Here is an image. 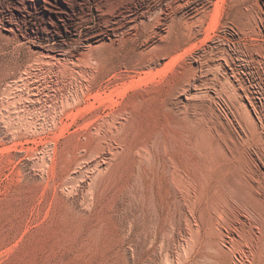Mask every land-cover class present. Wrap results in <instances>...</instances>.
Masks as SVG:
<instances>
[{"label": "rangeland", "instance_id": "rangeland-1", "mask_svg": "<svg viewBox=\"0 0 264 264\" xmlns=\"http://www.w3.org/2000/svg\"><path fill=\"white\" fill-rule=\"evenodd\" d=\"M96 1L97 0H0V264H169V262L170 264H172V261L173 264H213L214 262L215 264H217L218 262V264H244V259L242 257L237 256L239 258L237 260V257L232 249H229L226 246L222 245L224 244V240L218 234H215L213 236L216 240V245H214L215 243H213L211 246H206V244H204L206 246L205 247L203 244L197 246L190 244L192 245L191 248L193 250L190 248V245H186V247L188 248H185L184 250L181 244H183L185 241L183 240L184 236L182 234L184 231L183 228L185 226V222L184 219H182L184 218V215L182 212L180 213V211H177L178 213L176 212L175 219H167V217H163L162 222H160L156 218V216H153L154 213H152L153 215L149 214L150 219L152 217L153 218L150 220V224H148L147 217L144 216V214H142V210H140L142 208V204L141 202H139L140 200H138V192L142 190V187L134 182V179L131 178L130 174V157L127 154L129 153L127 152L128 142L127 140L123 139V137H121L124 135L120 134L119 136V134L115 132V127H112L114 125H111L112 123L110 120L115 117V114L116 116H118L117 114H119L121 111L130 109L132 103L134 101H137L138 98L144 101L147 98H151L150 100L152 101H160L164 98L167 99L166 97L169 98V93L173 94L180 90L175 89L177 87L176 83H178L179 81H183L182 79L184 77V80L190 79L189 83L187 82L189 86L190 84H193L190 87L194 88V86H199L200 89L204 90V94L202 93V96H198V101L199 103L201 101V104H204V109L207 108L205 110L207 111V115L209 114V123H214L216 125L218 124L217 126L220 125V127L223 124L225 128L228 127L227 129H231L230 131L233 135V138L236 137L235 142L237 141V144H240L241 147L243 145V147L247 149H249L248 147H250V150L251 148H253L254 150V144L245 143L246 138L243 137L244 134L241 135L242 133L239 129L245 126L243 130L247 129L245 132H249L251 131L250 126L252 124H250V122H247V116H250L249 109H247L249 105L244 106L246 104L243 101V98L244 100H253L257 103V105H254L253 107V111H257L258 113H255L256 116H261V110L264 112V0H225L224 4H222L221 6V10L219 11V13H217L216 10V2H218L216 0L168 1L169 3H171V7L169 5V7L164 12L167 17L164 14L161 15V24H155V19L153 18V25L149 31H153L155 33L150 32L151 38L145 41L148 33L144 31L143 33L141 32L143 36L139 33L137 34V32H140L142 30V24L138 22V18H136L138 27L136 29L129 30V32L132 31L131 33H134V35L131 37L133 41L130 39L127 44L122 45L124 47L121 46V42H118L119 40L117 38L121 39L119 36L122 37V33L120 32L125 29V31H123L124 37L127 29L129 28L128 25L130 26V24L127 22L126 24L123 23L124 25H116V23H110L107 26H103V24L100 23L98 12L96 11ZM179 2L182 3L179 4ZM175 4H178L179 6L177 5L176 8ZM206 4L208 7L206 6ZM143 6L144 3L139 4V2H137L136 6H132V9L137 8L141 10ZM197 12L199 13L197 14ZM182 14L186 19L182 17ZM200 14H203L204 16H201L206 19L204 20L200 16ZM132 16H134L133 12L127 13L126 15V17L128 18ZM162 16H165L166 18H163ZM199 17L202 18V22H200L201 19ZM171 18L174 19L172 20ZM185 20L189 23V26L185 24ZM192 20L193 22H198L196 23L197 25L195 24V22L193 23ZM166 22H168L169 25ZM190 22L191 24H194V26L191 25ZM199 22L201 23V26H199ZM162 23L164 25H162ZM208 24L210 27L208 26ZM125 25L127 26L125 27ZM167 25L168 27H165ZM177 28L180 30H178ZM183 30L187 32L184 33ZM94 32H97L96 35ZM181 32L184 34H182ZM159 33H162L163 35L169 33L171 34L172 37L165 41H169L166 44H168L169 47H172L174 49V52L172 51L170 55H167V58H162L159 61V64L154 68V71H157V73L153 71L155 74L153 76H155V79L157 80H154V78L152 77V79L148 83H145V85L142 84L140 85L141 87L133 88L129 90L124 96L120 97L117 94H119V91L122 90L121 87L130 82L132 78L137 79L139 77L138 74L135 75V73L132 72L127 73L130 77H123V75H125L126 73L123 72L124 67L122 66V64L132 62L135 59L134 54L136 52H139L140 50H148L150 48L149 46L152 45L155 41L161 42L159 41ZM187 33H189L190 35H188ZM109 37L111 39H109ZM99 39H103V41H99ZM185 39H187V41H185ZM170 40L172 41V43H170ZM130 41L132 45L130 44ZM101 42H105V44H99ZM142 42H144L145 44H143ZM177 42H181L180 45L173 47L174 44H177ZM110 44H113L114 46H110ZM183 44H185V46ZM90 45L93 47V50H91L92 47L90 48ZM100 45L102 47H100ZM103 46L106 49H104ZM109 47L110 49H108ZM112 47H114V51H112ZM142 47L143 49H141ZM187 48L189 53H186ZM189 48L193 52H190ZM109 50L111 51L110 54ZM128 51L130 53H127ZM52 52L59 55H64L65 57L68 56L67 58L73 59L75 61V64H82L81 62H85L88 59L89 61L85 62L86 65L88 63L91 68L93 67L96 70V67L102 70H106L107 68H110L109 66H111V64H113L114 62L113 65L119 64L117 72L121 75L124 73L122 77H118L117 80L114 81L116 83H111V81H109L111 80L113 74L109 71L106 75L102 74L101 72H99L100 74H96L98 75L96 76L98 87L96 85L92 92L94 94L95 92H100L98 94L100 97H103L105 95L104 100H102V97L99 98V96L97 97V100L94 99V97L92 98V96L90 97L91 99L85 98V101H83L78 106L80 108L85 107V110H80L72 125L66 128V131L65 129L62 130V132L59 128H52V126L50 125L51 117H49L46 113V109L49 106V103L47 101L48 99L45 97V92L48 86H51L53 83V89L56 94L59 93L60 95L62 93L64 95L67 91V86L70 85L69 87H72L69 88V92L74 89L73 87L78 86L80 76L66 74L65 72L61 71L62 68L57 63H53L54 67H52L53 65L50 63V61L48 62V60L45 59V55ZM106 52L108 54H106ZM183 52L188 55H184ZM113 53L115 54V56ZM173 54H175V56H173ZM179 54H181V56L183 55L184 57L179 56ZM76 56H78L79 58H77ZM81 56L85 59L81 58ZM251 56H253L254 58ZM101 57H103V59ZM105 57L108 59L110 58L109 60H105L106 63L104 61V59H106ZM80 58L82 59V61H80ZM112 58H114L113 62H111ZM128 58L131 59L129 60ZM116 59H119L123 63L119 60L117 61ZM172 59H176V61L178 62L174 63L176 66L173 65V67L169 68L168 71L163 70V65L166 64L165 62H170ZM203 59L204 61H202ZM226 60L229 61L227 62ZM46 62L48 64L50 63V66L52 65L51 68L48 64H46ZM84 62L83 64L85 65ZM96 62L98 65H96ZM200 63L202 64L203 68L200 67ZM104 64H106L107 67ZM56 65L58 66L56 67ZM197 67L199 70L197 69ZM188 68L192 69L189 70ZM158 69L162 71L159 72ZM186 69L191 73L188 74L189 78L186 74L188 73ZM210 69H212V71ZM56 70H58V72ZM201 70L203 71V73H200L202 72ZM48 71L51 75L54 76V79L52 78V76H50ZM59 71H61L60 75ZM193 71L196 72V75ZM158 73L160 74L158 75ZM201 74L204 75L202 76ZM102 75L105 78L102 77ZM140 75L144 76V74ZM61 76L62 79L65 80L64 82L62 81ZM198 76L199 78H197ZM74 78L76 79L74 80ZM44 80L49 81L46 82ZM56 81L59 82L57 83ZM203 81H205V83ZM32 82L34 84H32ZM54 82L56 83V85ZM121 82L122 84H125L122 86ZM202 82L204 84H202ZM37 83L41 85L39 86ZM47 83L49 85H46ZM175 85L176 87L174 88ZM206 85L207 88L205 87ZM58 86L61 90L58 88ZM200 86H203L204 88ZM113 88L114 90H112ZM115 88L117 89V94ZM173 88L175 90H173ZM63 89L66 91H63ZM226 89L227 91H225ZM178 92L179 93L177 94V96L180 94V97L178 96L177 98H182V95L183 98L185 97L183 91L180 90ZM41 93L43 94V96ZM108 93L113 94L108 95ZM62 94L60 96H62ZM235 95L237 97H235ZM107 96H110V98H112L113 96V99L115 98L117 101H119L118 104L120 105L118 106L116 104H113V106L112 103L108 101L110 99H106ZM240 96L242 97V100ZM143 97L145 99H142ZM200 97L203 98L201 99ZM98 98L102 102H100V105L102 104L101 106L97 102ZM38 99L39 103L37 102ZM148 99L146 101H149ZM94 100L95 102L89 103L90 101ZM107 102L110 103L111 107ZM88 103L92 104V106L93 104H95V106L91 107ZM86 104L88 105V108H86ZM212 106L217 113L219 111V117L218 115H216V113H214ZM78 107L74 106L73 111L75 112ZM95 107L96 109H94ZM195 108L198 111L200 109L199 107ZM195 108L192 109L195 110ZM86 109L90 111L87 110L88 112H86ZM211 109L213 110V112ZM232 110L233 112H231ZM110 111H112L113 114ZM21 113H23L24 116ZM83 114L84 116H81ZM150 116L151 115L149 114V116L147 115L146 118H150ZM103 119L105 121L102 123ZM151 120H153V117L151 118ZM70 121L71 119H69L68 122ZM86 121L90 123L87 124ZM238 121L240 122V126L241 122L243 121L241 127L239 126ZM100 124H104L105 128L104 125H102L103 127H101ZM40 127L42 129H39ZM110 129H114V134L112 133L113 131H109ZM92 132L96 134H91ZM107 133L111 134L107 135ZM239 133L241 138H243L242 140L240 136L237 137ZM105 134L107 137L104 136ZM56 136L59 137L56 138ZM244 139L245 142L243 141ZM125 141L127 144L125 143ZM247 144L250 145L247 146ZM84 147L86 148V150ZM122 150L125 152H123ZM43 155L45 156V158ZM80 159L83 160L81 161ZM137 185L139 187H137ZM133 186L134 188H132ZM136 197L138 201L136 200ZM230 200L232 202L235 201L234 204H237L238 207H240L241 204L235 198V195L230 194ZM165 219H167V221ZM145 220L146 224L144 223ZM157 220L159 222H157ZM179 220L182 221L180 222L183 225L179 222ZM154 221L156 222L153 223ZM129 222H131V224ZM167 222L170 223L168 224ZM172 225L174 228H172ZM164 228H169L167 230H169L170 234H166L167 231ZM161 233L165 234L164 237ZM217 238H219V240ZM165 246H167L168 248ZM218 247L220 248L218 249ZM213 250L216 252L214 253ZM184 251H186V253ZM221 253L222 255H220ZM232 257H234V259H232ZM201 259H203V261Z\"/></svg>", "mask_w": 264, "mask_h": 264}, {"label": "bare ground", "instance_id": "bare-ground-1", "mask_svg": "<svg viewBox=\"0 0 264 264\" xmlns=\"http://www.w3.org/2000/svg\"><path fill=\"white\" fill-rule=\"evenodd\" d=\"M171 0H97L96 4V11L98 12V17L100 19V23L103 24V26H107L110 23H116V25H124L129 23L128 29L126 31V34L123 37V31L122 37L119 36L121 39L117 38L121 42V46L125 45L129 42L131 37L134 35V33L129 32L130 29H136L138 27V22L142 24V30L140 32H137V34H141L143 36V31L147 32L148 35L146 36L147 41L149 38H151V34L149 31L150 28L153 25V18L155 19L154 23L161 24V15L164 14L165 10L169 7H171V3L169 2ZM174 1V0H173ZM176 1V0H175ZM187 1V0H186ZM185 1V2H186ZM203 1V0H202ZM208 1V0H207ZM218 1V2H216ZM216 10L217 13L221 10L222 4H224L225 0H216ZM137 2L139 4H143L144 6L141 10L139 9H132V6H136ZM183 2V3H185ZM191 2V1H188ZM205 2V1H204ZM211 2V1H210ZM213 2V3H214ZM182 3V2H181ZM179 2V4H181ZM232 3V2H231ZM204 4V3H202ZM176 5V4H175ZM178 5V4H177ZM177 5L175 6L177 8ZM184 5V4H183ZM209 5V4H208ZM214 5V4H213ZM231 5V4H230ZM179 6V5H178ZM207 6V4H206ZM181 7V6H180ZM201 7V6H200ZM208 7V6H207ZM134 8V7H133ZM174 8V7H173ZM230 8V7H229ZM243 8V6H242ZM207 9V8H206ZM225 9V8H224ZM139 10V11H138ZM173 10V9H172ZM175 10V9H174ZM204 10V9H203ZM208 10V9H207ZM229 10V9H228ZM180 11V10H179ZM185 11V10H184ZM201 11V10H200ZM199 11V12H200ZM210 11V10H209ZM225 11V10H224ZM133 12L134 16L128 18L126 17L127 13ZM197 12V14L199 13ZM205 12V11H204ZM203 12V13H204ZM209 13V12H208ZM243 13V12H242ZM91 14V13H90ZM170 14V13H169ZM172 14V11H171ZM175 14V13H174ZM244 14V13H243ZM129 15V14H128ZM166 15V14H164ZM187 15V14H186ZM203 14H200V16ZM216 15V14H215ZM218 15V14H217ZM170 16V15H169ZM177 16V15H176ZM180 16V15H179ZM204 16V15H203ZM207 16V15H205ZM97 17V18H98ZM163 17V16H162ZM165 17V16H164ZM163 17V18H164ZM167 17V15H166ZM165 17V18H166ZM174 17V16H173ZM181 17V16H180ZM179 17V18H180ZM183 17V14H182ZM202 17V16H201ZM96 18V19H97ZM136 18H138V22L136 21ZM175 18V17H174ZM173 18V19H174ZM184 18V17H183ZM197 18V17H196ZM195 18V19H196ZM200 18V17H199ZM198 18V19H199ZM204 19V17H202ZM202 18H200V22H202ZM147 19V20H146ZM169 19V18H168ZM172 19V18H171ZM172 19V20H173ZM178 19V18H177ZM182 19V18H181ZM186 19V18H184ZM188 19V18H187ZM191 19V18H190ZM197 19V21H198ZM206 19V18H205ZM204 19V20H205ZM239 19V18H238ZM167 20V19H166ZM165 20V21H166ZM183 20V19H182ZM168 21V20H167ZM184 21V20H183ZM186 21V20H185ZM173 22V21H172ZM179 22V21H178ZM193 22V20H192ZM195 24L198 23L194 21ZM193 22V23H194ZM199 22V23H200ZM204 22V21H203ZM79 23V22H78ZM164 23V22H163ZM162 23V25H164ZM168 25L169 23L166 22ZM177 23V22H174ZM180 23V22H179ZM184 23V22H183ZM154 24V25H155ZM186 25L189 26V23L186 21ZM191 24V22H190ZM99 25V24H98ZM165 26V27H168ZM172 25V24H171ZM180 25V24H179ZM194 26V24H191ZM197 25V24H196ZM229 25V24H228ZM102 26V25H101ZM127 25H125L126 27ZM173 26V25H172ZM175 26V24H174ZM201 26V23L200 25ZM205 26V25H204ZM209 26V24H208ZM111 27V26H110ZM117 27V26H116ZM121 27V26H120ZM124 27V26H123ZM155 27V26H153ZM159 27V26H158ZM164 27V28H165ZM171 27V26H170ZM184 27V26H183ZM192 27V26H191ZM210 27V26H209ZM90 28V27H89ZM87 28V29H89ZM101 28V27H100ZM112 28V27H111ZM190 28V27H189ZM76 29V28H75ZM98 29V28H96ZM159 29V28H158ZM167 29V28H166ZM165 29V30H166ZM178 29V28H177ZM176 29V30H177ZM182 29V28H181ZM193 29V28H192ZM197 29V28H196ZM201 29V28H200ZM207 29V28H206ZM205 29V30H206ZM78 30V29H77ZM100 30V29H99ZM109 30V29H108ZM114 30V28H113ZM139 30V29H137ZM152 30V29H151ZM170 30V29H168ZM175 30V29H174ZM180 30V29H178ZM208 30V29H207ZM96 31V30H94ZM156 31V29H155ZM184 31V30H183ZM115 32V31H114ZM134 32V31H133ZM142 32V33H141ZM163 32V31H162ZM167 32V31H166ZM176 32V31H175ZM180 32V31H178ZM187 32V31H186ZM184 31V33H186ZM191 32V29H190ZM189 32V33H190ZM195 32V31H194ZM87 33V32H86ZM95 33V32H94ZM93 33V34H94ZM97 33V32H96ZM95 33V35H96ZM100 33V32H99ZM98 33V35H99ZM116 33V32H115ZM119 33V32H118ZM155 33V32H151ZM182 33V32H181ZM182 33V34H184ZM187 33L188 35H190ZM202 33V32H201ZM210 33V32H209ZM175 34V33H174ZM177 34V33H176ZM180 34V33H179ZM192 34V33H191ZM196 34V33H194ZM94 35V36H95ZM111 35V34H110ZM154 35V34H153ZM152 35V36H153ZM160 38L159 41H155L152 45H147L150 48L146 51L140 50L139 52H136L135 59L132 62L129 63H123L122 66L124 67L123 72L124 73H135L139 75L137 79L132 78L130 82L123 83L121 82L122 90L119 91L120 97L124 96L129 90L137 87H141L140 85L145 83H148L152 77L155 79V73L157 71H154L156 65L159 64V61L166 57L167 55H170V53L174 49L172 47H169L168 42H166L168 39H170L171 34H165L159 33ZM158 35V36H159ZM90 36V35H89ZM157 36V37H158ZM176 36V35H175ZM178 36V35H177ZM207 36V35H206ZM209 36V35H208ZM212 36V35H211ZM88 37V36H87ZM108 37V36H107ZM117 37V36H116ZM139 37V35H138ZM188 37V36H186ZM198 37V36H197ZM205 37V36H204ZM91 38V37H90ZM95 38V37H94ZM145 38V36H144ZM154 38V37H153ZM175 38V37H174ZM193 38V37H192ZM108 39V38H107ZM109 39H111L109 37ZM136 39V35H135ZM156 39V38H155ZM164 39V40H163ZM203 39V38H202ZM216 39V38H215ZM113 40V38H112ZM116 40V39H115ZM132 40V39H131ZM140 40V39H139ZM138 40V42H139ZM143 40V39H142ZM166 40V41H165ZM191 40V39H190ZM189 40V41H190ZM89 41V40H88ZM99 41H103V39H99ZM133 41V40H132ZM176 41V40H175ZM178 41V40H177ZM183 41V40H182ZM187 41V39H185ZM200 41V40H199ZM203 41V40H202ZM217 41V40H216ZM95 42V41H94ZM97 42V41H96ZM113 42V41H112ZM205 42V41H204ZM105 44V42H101L99 44ZM145 44L144 42H142ZM170 43L172 41L170 40ZM169 43V44H170ZM181 42H177V44H174L173 47L179 46ZM184 43V42H183ZM202 43V42H201ZM109 44V43H108ZM131 44V41H130ZM128 44V45H130ZM190 44V43H189ZM198 44V43H197ZM203 44V43H202ZM206 44V43H205ZM85 45V44H84ZM98 45V44H97ZM132 45V44H131ZM173 45V44H171ZM185 46V44H183ZM87 46V45H86ZM106 46V45H105ZM110 46H114L113 44H110ZM120 46V44H119ZM146 46V45H145ZM199 46V45H197ZM196 46V49H197ZM210 46V45H209ZM64 47V46H63ZM92 46L90 45V48ZM98 47V46H97ZM100 47H102L100 45ZM108 47V46H107ZM124 47V46H122ZM141 47V45H140ZM201 47V46H200ZM89 48V47H88ZM104 49H106L103 46ZM114 47H112V51ZM116 48V47H115ZM118 48V47H117ZM137 48V47H136ZM146 48V47H145ZM172 48V49H171ZM181 48V47H180ZM179 48V49H180ZM191 48V47H190ZM189 48L190 52L192 51ZM199 48V47H198ZM203 48V47H202ZM230 48V47H229ZM98 49V48H97ZM110 49V47L108 48ZM135 49V48H134ZM143 49V47L141 48ZM183 49V48H182ZM193 49V48H192ZM226 49V48H225ZM238 49V48H237ZM254 49V48H253ZM60 50V49H59ZM93 50V47L92 49ZM89 50V51H91ZM99 50V49H98ZM125 50V49H124ZM133 50V48H132ZM136 50V49H135ZM134 50V51H135ZM177 50V49H176ZM186 50V49H184ZM204 50V49H203ZM202 50V51H203ZM227 50V49H226ZM87 51V50H86ZM106 51V50H104ZM108 51V50H107ZM121 51V50H120ZM238 51V50H237ZM255 51V50H254ZM253 51V52H254ZM257 51V50H256ZM260 51V50H258ZM37 52V51H36ZM41 52V51H40ZM83 52V51H82ZM109 50V54H110ZM117 52V51H116ZM126 52V51H125ZM132 52V51H131ZM193 52V51H192ZM209 52V51H208ZM216 52V51H214ZM252 52V51H251ZM42 53V52H41ZM39 53V54H41ZM81 53V52H80ZM79 53V54H80ZM122 53V52H121ZM127 53H130L129 51ZM181 53V52H180ZM184 53V52H183ZM188 48H187V52ZM184 53V55L186 54ZM232 53V52H231ZM38 54V53H37ZM67 54V53H66ZM73 54V53H72ZM99 54V53H98ZM106 54H108L106 52ZM112 54V53H111ZM114 54V53H113ZM125 54V53H124ZM176 54V53H175ZM173 54V56H175ZM191 54V53H190ZM201 54V53H200ZM259 54V53H258ZM263 54V53H262ZM43 55V54H42ZM68 55V54H67ZM70 55V54H69ZM82 55V54H81ZM94 55V54H93ZM127 55V54H126ZM133 55V56H134ZM177 55V54H176ZM188 55V54H186ZM217 55V54H216ZM242 55V54H241ZM71 56V55H70ZM87 56V55H86ZM107 56V55H106ZM111 56V55H109ZM115 56V54H114ZM117 56V55H116ZM181 56V54H179ZM183 56V55H182ZM181 56V57H182ZM190 56V55H189ZM203 56V53H202ZM222 56V54H221ZM228 56V55H227ZM45 59L50 61L52 67H54V64L57 63L62 68L61 71L65 72L66 74H73V75H79L80 81L77 87H73L74 89L70 92L68 91L69 87L67 86V91L63 89V91H66V93L62 96L56 94V92L53 89V83L50 86L48 83L46 85H49L46 90V99L49 103V106L46 109V113L49 117H51L50 125L52 128H59L62 132V130L68 128L70 125H72L74 119L78 115L80 110H85L84 108L78 107L83 101H85V98H92L97 100V97L99 96L98 92H95V94L92 92L93 89L98 87L97 80H96V74L101 72L102 74H107L108 71L113 73L111 83L117 80L118 77H122L121 74L117 72V68L119 64L113 65V59L111 62L110 68H107L106 70L94 69L91 68L90 65L87 63V66L85 62V65L83 62L82 64H75V61L73 59H69L65 57L64 55H59L57 53H47L45 55ZM79 58L78 56H76ZM93 57V56H92ZM113 57V56H112ZM120 57V56H119ZM125 57V56H124ZM129 57V56H127ZM179 57V58H181ZM184 57V56H183ZM236 57V56H235ZM249 57V56H248ZM253 57V56H251ZM250 57V58H251ZM44 58V57H43ZM81 58H83L81 56ZM80 58V59H81ZM103 59V57H101ZM106 58V57H105ZM117 58V57H116ZM123 58V57H122ZM167 58V57H166ZM175 58V57H174ZM178 58V60H179ZM188 58V57H187ZM200 58V56H199ZM202 58V57H201ZM254 58V57H253ZM85 59V58H83ZM108 58L104 59L107 60ZM110 59V58H109ZM108 59V60H109ZM129 59V58H128ZM131 59V58H130ZM129 59V60H130ZM171 59V58H170ZM177 59V58H176ZM176 59H172L170 62H165L164 69L163 70H169V68H172L174 63L177 62ZM185 59V58H184ZM211 59V57H210ZM218 59V58H217ZM216 59V60H217ZM46 60V61H47ZM96 60V59H95ZM100 60V59H99ZM201 60V59H200ZM220 60V59H219ZM225 60V58H224ZM244 60V58H243ZM44 61V60H43ZM79 61V60H78ZM82 61V59L80 60ZM91 61V60H90ZM97 61V60H96ZM126 61V60H125ZM169 61V59H168ZM195 61V60H194ZM204 61V59L202 60ZM227 61V60H226ZM229 61V60H228ZM227 61V62H228ZM246 61V60H245ZM259 61V60H258ZM257 61V62H258ZM99 62V61H98ZM102 62V61H101ZM109 62V61H108ZM107 62V63H108ZM163 62V61H162ZM45 63V62H44ZM50 63L46 64L50 66ZM54 63V64H53ZM78 63V62H76ZM90 63V62H89ZM106 63V61H105ZM119 63V62H118ZM161 63V62H160ZM178 63V62H177ZM198 63V62H197ZM239 63V62H238ZM203 64V62H202ZM202 64L200 63V67L203 68ZM221 64V63H220ZM94 65V64H91ZM96 65L97 62H96ZM106 65V64H104ZM110 65V64H109ZM113 65V66H112ZM210 65V64H209ZM206 65V66H209ZM253 65V64H252ZM58 65H56L57 67ZM176 66V65H175ZM183 66V65H182ZM181 66V67H182ZM205 66V67H206ZM222 66V65H220ZM226 66V65H225ZM229 66V65H228ZM256 66V65H255ZM107 67V65H106ZM105 67V68H106ZM191 67V65H190ZM216 67V66H215ZM120 68V67H119ZM131 68V69H129ZM193 68V67H192ZM192 68H188L191 70ZM210 68V67H209ZM245 68V67H244ZM54 69V68H53ZM56 69V68H55ZM157 69V68H156ZM196 69V68H195ZM198 69V67H197ZM51 70V69H50ZM122 70V68H121ZM159 70V69H158ZM172 70V69H171ZM175 70V69H174ZM199 70V69H198ZM212 71V69H210ZM58 72V70H56ZM59 71V75L60 72ZM154 71V72H153ZM162 70H159L161 72ZM179 71V70H178ZM187 71V69H186ZM202 71V70H201ZM227 71V70H226ZM242 71V70H241ZM258 71V70H257ZM51 72V71H50ZM62 72V73H63ZM165 72V71H164ZM163 72V73H164ZM188 72V71H187ZM194 72V71H193ZM205 72V71H204ZM209 72V71H208ZM207 72V73H208ZM49 73V71H48ZM47 73V74H48ZM162 73V74H163ZM183 73V72H181ZM196 72H194L195 74ZM200 73H203L200 72ZM50 74V73H49ZM48 74V75H49ZM54 74V72H53ZM64 74V73H63ZM100 74V73H99ZM123 75L126 77H130L127 75ZM140 74H144V76H141ZM160 73H158L159 75ZM177 74V73H175ZM188 74H191L190 71ZM214 74V73H213ZM223 74V73H222ZM250 74V73H249ZM62 75V74H61ZM121 75V76H119ZM134 75V76H135ZM137 75V76H138ZM179 75V74H178ZM185 75V74H184ZM196 75V74H195ZM202 75V74H201ZM200 75V76H201ZM204 75V74H203ZM202 75V76H203ZM52 78L53 75L50 74ZM64 76V75H63ZM75 76V77H79ZM186 76V75H185ZM191 76V75H190ZM218 76V74H217ZM248 76V75H247ZM260 76V75H259ZM263 76V75H262ZM38 77V76H37ZM58 77V73H57ZM73 77V76H72ZM101 77V76H100ZM102 77H104L102 75ZM107 77V76H106ZM110 77V76H108ZM132 77V76H131ZM173 77V76H172ZM183 77V76H182ZM193 77V76H192ZM195 77V76H194ZM206 77V76H204ZM215 77V76H214ZM221 77V76H220ZM224 77V76H223ZM42 78V77H40ZM50 78V77H49ZM60 78V76H59ZM66 78V77H65ZM64 78V79H65ZM105 78V77H104ZM103 78V79H104ZM189 78V75H188ZM199 78V76L197 77ZM208 78V77H207ZM212 78V77H211ZM210 78V79H211ZM218 78V77H217ZM226 78V77H225ZM47 79V78H46ZM51 79V78H50ZM54 79V78H53ZM57 79V78H56ZM62 79V76H61ZM70 79V78H69ZM73 79V78H72ZM71 79V80H72ZM76 78H74L75 80ZM122 79V78H121ZM124 79V78H123ZM186 79V78H185ZM194 79V78H192ZM196 79V78H195ZM213 79V78H212ZM244 79V78H243ZM106 80V79H105ZM152 80V81H154ZM178 80V79H177ZM181 80V79H180ZM183 81H179L174 86L175 89H180L184 92L185 97L183 98H177V94L179 93L178 90L176 93H169L170 97H166L167 99H163L160 101H152L148 99L149 101L140 100L138 98L137 101H134L132 103V106L130 109H125L124 111H121L118 116L112 118L111 125L116 131L117 134H122L125 136L123 139L127 140L128 142V151L127 153L130 157V167H131V178L134 179V182L139 184L142 187V190L139 191L138 200L142 204V214L147 217V222L150 224V215L154 213L153 216H156V218L162 222L163 217L175 219V214L177 211L182 212L184 215V222L185 226L183 228V236H184V243L181 244L182 247L187 249L186 245H201L206 244V246H211L213 243L216 242L215 238L213 237L215 234L219 235L224 240V246L227 248H231L232 251L235 253L236 257H242L244 259V264H264V112L261 110L260 117L256 116L255 113L257 111H253L254 105H257V103L253 100H247L243 98V101L248 106L247 109H249L250 116L247 117V122L249 126L251 127V131L245 132L247 129L243 130L245 127H241L239 130L241 131V135L244 134L243 137L246 138L243 140L245 143L254 144V150L253 148L248 147L244 148L243 145L241 147L240 144H237L235 142V138H233V135L231 133V129H227L222 124V128L217 126L214 123H209L208 121V115L207 111L204 109V104H201V101L199 103L198 96H202L201 94L204 92V90L200 89L199 86H194V88L190 87L193 84H187L189 83L190 79L184 80V77L182 79ZM199 80V79H197ZM205 80V79H204ZM215 80V79H214ZM218 80V79H217ZM226 80V79H225ZM33 81V80H32ZM38 81V80H37ZM42 81V80H41ZM46 81V80H44ZM49 81V80H47ZM46 81V82H47ZM55 81V80H54ZM64 82L65 80L62 79ZM99 81V80H98ZM127 81V80H126ZM222 81V80H221ZM29 82V81H26ZM45 82V83H46ZM53 82V81H52ZM57 83L59 81H56ZM61 82V81H60ZM68 82V81H67ZM120 82V81H118ZM205 83V81H203ZM202 82V84H204ZM228 82V81H227ZM257 82V81H256ZM259 82V81H258ZM55 83V82H54ZM70 83V82H69ZM75 83V82H74ZM104 83V82H103ZM116 83V82H114ZM152 83V82H151ZM166 83V82H165ZM168 83V82H167ZM210 83V82H209ZM238 83V82H237ZM32 84H34L32 82ZM36 84V83H35ZM38 84V83H37ZM64 84V83H63ZM71 84V83H70ZM73 84V83H72ZM108 84V83H107ZM120 84V85H121ZM164 84V83H163ZM173 84V83H172ZM216 84V83H215ZM39 85V84H38ZM41 85V84H40ZM39 85V86H40ZM44 85V84H43ZM45 85V86H46ZM56 85V83H55ZM58 85V84H57ZM76 85V84H75ZM106 85V84H105ZM110 85V83H109ZM107 85V86H109ZM114 85V84H113ZM117 85V84H116ZM196 85V84H195ZM198 85V84H197ZM209 85V84H208ZM222 85V84H221ZM224 85V84H223ZM241 85V84H240ZM264 85V84H263ZM34 86V85H33ZM60 86V85H59ZM58 86V88H59ZM64 86V85H61ZM100 86V84H99ZM104 86V85H103ZM106 86V87H107ZM115 86V85H114ZM212 86V85H211ZM229 86V84H228ZM252 86V85H251ZM120 87V86H119ZM203 87V86H200ZM207 88V85L205 86ZM245 87V86H244ZM52 88V89H50ZM56 88V87H54ZM63 88V87H62ZM108 88V87H107ZM110 88V87H109ZM150 88V87H149ZM173 88V90H175ZM204 88V87H203ZM217 88V87H216ZM229 88V87H228ZM239 88V87H238ZM36 89V88H35ZM40 89V87H39ZM42 89V88H41ZM60 89V88H59ZM102 89V88H101ZM106 89V88H105ZM111 89V88H110ZM119 89V88H118ZM142 89V88H141ZM172 89V88H171ZM231 89V88H230ZM33 90V89H32ZM56 90V89H55ZM61 90V89H60ZM96 90V89H95ZM114 90V88L112 89ZM135 90V89H134ZM207 90V89H206ZM251 90V89H250ZM263 90V89H262ZM28 91V90H27ZM36 91V90H35ZM45 91V89H44ZM114 91V92H115ZM145 91V90H144ZM162 91V90H161ZM170 91V90H168ZM172 91V90H171ZM218 91V90H217ZM227 91V89L225 90ZM244 91V90H241ZM247 91V90H246ZM33 92V91H32ZM43 92V91H42ZM105 92V91H102ZM108 92V91H107ZM106 92V93H107ZM174 92V91H173ZM182 92V93H183ZM231 92V91H229ZM259 92V91H258ZM261 92V91H260ZM36 93V92H35ZM34 93V95H35ZM38 93V91H37ZM40 93V92H39ZM44 93V92H43ZM121 93V94H120ZM206 93V92H205ZM218 93V92H217ZM239 93V91H238ZM29 94V93H27ZM42 94V93H41ZM105 94V93H104ZM113 94V93H111ZM108 93V95H111ZM136 94V93H135ZM165 94V93H163ZM204 94V93H203ZM220 94V93H219ZM242 94V93H240ZM21 95V94H20ZM33 95V93H32ZM37 95V94H36ZM40 95V94H39ZM59 95V96H58ZM101 95V94H100ZM128 95V94H127ZM142 95V94H141ZM246 95V94H245ZM43 96V94H42ZM133 96V95H132ZM168 96V95H167ZM207 96V94H206ZM209 96V95H208ZM248 96V95H247ZM250 96V95H249ZM40 97V96H39ZM38 97V98H39ZM102 97V96H101ZM99 96V98H101ZM105 95L102 97L104 100ZM141 97V96H140ZM156 97V96H155ZM159 97V96H158ZM180 97V96H179ZM217 97V96H216ZM225 97V96H224ZM229 97V96H228ZM235 97H237L235 95ZM234 97V98H235ZM241 97V96H240ZM251 97V96H250ZM33 98V97H32ZM98 98V103L100 105V100ZM117 98V97H116ZM132 98V97H131ZM161 98V97H160ZM159 98V99H160ZM201 99L203 97H200ZM199 98V99H200ZM222 98V97H220ZM29 99V98H27ZM44 99V98H43ZM91 99V98H90ZM89 99V100H90ZM108 101H110L113 104H118L119 101H117L115 98H110V96L106 98ZM128 99V98H126ZM142 99H145L144 97ZM153 99V98H152ZM224 99V98H223ZM229 99V98H228ZM231 99V98H230ZM237 99V98H236ZM35 100V99H34ZM123 100V99H122ZM220 100V99H219ZM225 100V99H224ZM233 100V99H232ZM238 100V99H237ZM242 100V97H241ZM261 100V99H260ZM263 100V99H262ZM30 101V100H29ZM42 101V100H40ZM125 101V100H124ZM211 101V100H210ZM222 101V100H221ZM236 101V100H235ZM36 102V101H35ZM39 103V99L37 101ZM94 101H90L89 103H93ZM234 102V101H233ZM262 102V101H261ZM88 103V104H89ZM102 103V102H101ZM108 103V102H107ZM123 103V102H122ZM224 103V102H223ZM230 103V102H229ZM237 103V102H236ZM242 103V101H241ZM32 104V103H31ZM110 105V103H108ZM219 104V103H218ZM232 104V103H231ZM240 104V103H239ZM28 105V104H27ZM37 105V104H36ZM42 105V104H41ZM48 105V104H47ZM91 107H94L95 104H89ZM98 105V106H99ZM102 105V104H101ZM100 105V106H101ZM123 105V104H122ZM213 105V104H212ZM217 105V104H216ZM230 105V104H229ZM261 105V104H260ZM263 105V104H262ZM24 106V105H23ZM74 106L78 107V109L73 111ZM86 108H88V105ZM97 106V105H96ZM114 106V105H113ZM125 106V105H124ZM227 106V105H226ZM236 106V105H235ZM242 106V105H241ZM41 107V106H40ZM83 107V106H81ZM111 107V105H110ZM122 107V106H120ZM199 107V111L195 108ZM207 107V106H206ZM213 107V106H212ZM118 108V107H117ZM128 108V107H127ZM192 108H195L193 110ZM260 108V107H259ZM264 108V107H263ZM262 108V109H263ZM96 109V107L94 108ZM105 109V108H104ZM217 109V108H216ZM229 109V108H228ZM234 109V108H233ZM238 109V108H236ZM244 109V108H243ZM256 109V107H255ZM45 110V109H43ZM86 109V112L90 111ZM100 110V109H99ZM112 110V108H111ZM123 110V109H122ZM197 110V111H196ZM212 110V109H211ZM214 113L218 115L219 117V111L218 113L214 109ZM212 110V112H213ZM218 110V109H217ZM235 110V109H234ZM24 111V110H23ZM116 111V110H113ZM244 111V110H243ZM242 111V112H243ZM253 111V112H252ZM112 113V111H110ZM222 112V111H220ZM233 112V110L231 111ZM239 112V111H238ZM259 112V111H258ZM24 113V112H23ZM23 113H21L23 115ZM85 113V112H84ZM105 113V112H104ZM117 113V112H116ZM151 116L150 118H146V116L149 114ZM246 113V112H244ZM92 114V112H91ZM98 114V113H97ZM113 114V113H112ZM213 114V113H212ZM228 114V113H227ZM226 114V115H227ZM235 114V113H234ZM233 114V116H234ZM258 114V113H257ZM46 115V114H45ZM44 115V116H45ZM245 115V114H244ZM24 116V115H23ZM46 116V117H48ZM81 116H84L81 115ZM104 116V115H103ZM111 116V115H110ZM223 116V115H222ZM27 117V115H26ZM25 117V118H26ZM79 117V116H78ZM93 117V116H92ZM153 117V120L151 118ZM214 117V116H213ZM244 117V116H243ZM251 117V118H250ZM45 118V117H44ZM82 118V117H81ZM91 118V117H90ZM97 118V117H96ZM99 118V117H98ZM107 118V117H106ZM105 118V119H106ZM109 118V117H108ZM49 119V118H48ZM69 119H71L70 122ZM102 119V118H101ZM211 119V118H210ZM244 119V118H243ZM246 119V118H245ZM252 121H251V120ZM47 120V119H46ZM107 120V119H106ZM228 120V119H227ZM241 120V119H239ZM44 121V120H43ZM90 121V120H89ZM105 120L103 119L102 123ZM218 121V120H217ZM229 121V120H228ZM245 121V120H244ZM258 121V122H257ZM87 122V121H86ZM215 122V121H214ZM237 122V123H238ZM45 123V122H44ZM90 122H87V124ZM95 123V122H94ZM101 123V122H100ZM108 123V122H106ZM217 123V122H216ZM230 123V122H229ZM36 124V123H35ZM49 124V123H48ZM46 124V125H48ZM82 124V123H81ZM109 124V125H110ZM42 125V124H41ZM101 125V124H100ZM104 125V124H102ZM101 125V127H103ZM107 125V124H106ZM108 125V126H109ZM110 125V126H111ZM247 125V124H245ZM88 126V125H87ZM99 126V125H98ZM44 127V126H43ZM48 127V126H47ZM46 127V128H47ZM232 127V126H231ZM234 127V125H233ZM248 127V126H247ZM246 127V128H247ZM50 128V127H49ZM81 128V127H80ZM105 128V125H104ZM107 128V127H106ZM39 129H42L41 127ZM58 129V130H59ZM100 129V128H98ZM96 129V130H98ZM114 129H110L109 131H113ZM250 129V128H249ZM237 130V129H236ZM51 131V130H50ZM87 131V130H86ZM101 131V130H99ZM98 131V132H99ZM104 131V130H103ZM108 131V132H109ZM52 132V131H51ZM60 132V131H59ZM77 132V131H76ZM91 132V131H90ZM236 132V131H235ZM234 132V133H235ZM75 133V132H74ZM101 133V132H100ZM103 133V132H102ZM106 133V132H105ZM114 134V131L112 132ZM58 134V133H57ZM96 134V133H91ZM111 134V133H110ZM107 133V135H110ZM60 135V134H59ZM83 135V134H82ZM103 135V134H101ZM85 136V135H84ZM105 137L106 134L104 135ZM115 136V135H114ZM113 136V137H114ZM117 136V135H116ZM118 136V138H119ZM240 136V133L237 137ZM59 136H56V138ZM74 137V136H73ZM241 138V136H240ZM47 139V138H46ZM52 139V138H51ZM79 139V137H78ZM105 139V138H104ZM114 139V138H112ZM238 139V138H237ZM243 138H241L242 140ZM56 140V139H55ZM101 140V139H100ZM99 140V141H100ZM117 140V138H116ZM240 140V141H241ZM46 141V140H45ZM122 141V140H121ZM239 141V142H240ZM248 141V142H247ZM48 142V141H47ZM97 142V141H96ZM118 142V141H117ZM89 143V142H88ZM86 143V144H88ZM102 143V142H100ZM126 143V141H125ZM241 143V142H240ZM243 143V142H242ZM109 144V143H108ZM127 144V143H126ZM250 144H247L250 145ZM97 145V144H96ZM105 145V144H104ZM46 146V145H45ZM44 146V147H45ZM93 146V145H92ZM101 146V145H100ZM116 146V145H115ZM126 146V145H125ZM252 147V146H251ZM85 148V147H84ZM96 148V147H95ZM110 148V147H109ZM113 148V147H112ZM123 149V148H122ZM62 150V149H61ZM84 150V149H83ZM86 150V148H85ZM47 151V150H46ZM77 151V150H76ZM109 151V150H108ZM107 151V152H108ZM121 151V150H120ZM123 151V150H122ZM54 152V151H53ZM100 152V151H99ZM111 152V151H110ZM125 152V151H123ZM103 153V152H102ZM115 153V152H114ZM117 153V152H116ZM119 153V152H118ZM120 154V153H119ZM94 155V154H93ZM44 156V155H43ZM78 156V155H77ZM92 156V154H91ZM112 156V155H111ZM49 157V156H48ZM95 157V156H94ZM117 157V156H116ZM45 158V156H44ZM64 158V157H63ZM74 158V157H73ZM52 159V158H51ZM69 159V158H68ZM94 159V158H93ZM113 159V158H112ZM119 159V158H118ZM64 160V159H63ZM81 160V159H80ZM83 160V159H82ZM81 160V161H82ZM92 160V158H91ZM101 160V159H100ZM108 160V159H107ZM110 160V159H109ZM67 161V160H66ZM95 161V160H94ZM62 162V161H61ZM120 163V162H119ZM123 163V162H122ZM79 164V163H77ZM97 164V163H95ZM117 164V163H116ZM128 164V165H129ZM99 165V164H98ZM106 165V164H105ZM125 165V164H124ZM79 166V165H78ZM116 166V165H115ZM120 166V165H119ZM71 167V166H70ZM76 167V166H75ZM81 167V166H80ZM106 167V166H105ZM111 167V166H110ZM117 167V166H116ZM96 168V167H95ZM87 169V168H85ZM115 169V168H114ZM123 169V168H122ZM130 169V168H129ZM104 170V169H103ZM102 170V171H103ZM117 170V168H116ZM115 170V171H116ZM75 171V170H74ZM100 171V170H99ZM98 172V171H97ZM104 172V171H103ZM102 172V173H103ZM107 172V171H106ZM121 172V171H120ZM119 172V173H120ZM90 173V172H89ZM94 173V172H93ZM109 174V173H108ZM100 175V174H99ZM72 176V175H71ZM110 176V175H109ZM119 176V175H118ZM123 176V175H122ZM93 177V176H92ZM128 177V176H127ZM74 178V177H73ZM91 178V177H90ZM112 178V177H111ZM89 180V179H88ZM91 180V179H90ZM109 180V179H108ZM92 181V180H91ZM103 181V180H102ZM121 181V180H120ZM95 182V181H94ZM101 182V181H100ZM125 182V181H124ZM133 182V181H132ZM131 182V183H132ZM133 182V183H134ZM90 184V183H89ZM123 184V183H122ZM134 185V184H133ZM99 186V185H98ZM136 186V185H135ZM92 187V186H91ZM137 187H139L137 185ZM136 187V188H137ZM105 188V187H104ZM134 188V186L132 187ZM97 189V188H96ZM240 189V190H238ZM128 190V189H127ZM123 191V190H122ZM132 191V190H131ZM138 191V190H137ZM242 191V192H241ZM121 192V191H120ZM128 193V192H126ZM125 193V194H126ZM133 193V192H132ZM137 193V194H138ZM230 194L235 195V198L240 202V207H238L237 204H234L230 200ZM129 195V194H127ZM133 195V194H132ZM127 197V196H126ZM129 198V197H128ZM232 198V197H231ZM131 199V198H130ZM117 200V199H116ZM129 200V199H128ZM127 200V201H128ZM137 200V197H136ZM137 200V201H138ZM126 201V200H125ZM131 201V200H130ZM135 202V201H134ZM115 204V203H114ZM127 206V205H126ZM124 207V206H123ZM131 208V207H130ZM134 208V207H133ZM123 209V208H122ZM116 210V209H115ZM126 210V209H125ZM133 210V209H132ZM123 212V211H122ZM128 212V211H127ZM134 213V212H132ZM140 213V212H139ZM178 213V212H177ZM122 214V213H121ZM130 214V213H129ZM150 214V215H149ZM123 215V214H122ZM181 215V214H178ZM142 216V215H141ZM118 217V216H117ZM183 217V216H182ZM128 218V217H127ZM137 219V218H136ZM145 219V218H143ZM155 219V218H154ZM153 219V220H154ZM167 219H165L167 221ZM179 219V217H178ZM181 219V218H180ZM121 220V219H120ZM152 220V221H153ZM156 220V219H155ZM157 220V222H159ZM165 221V222H166ZM174 221V220H173ZM181 220H179L180 222ZM118 222V221H117ZM132 222V221H131ZM131 222H129L131 224ZM139 222V219H138ZM154 221L153 223H155ZM178 222V221H177ZM182 222V221H181ZM180 222V223H181ZM123 223V222H122ZM135 223V222H134ZM133 223V224H134ZM146 224V220L144 221ZM164 223V222H163ZM168 223V222H167ZM166 223V224H167ZM170 223V222H169ZM168 223V224H169ZM173 223V222H171ZM178 224V223H177ZM182 224V223H181ZM116 225V224H115ZM128 225V224H127ZM158 225V224H157ZM183 225V224H182ZM126 226V225H125ZM144 226V225H143ZM147 226V225H146ZM150 226V225H149ZM165 226V225H164ZM171 226V225H170ZM175 226V225H174ZM128 227V226H127ZM139 227V226H138ZM151 227V226H150ZM155 227V224H154ZM179 227V226H178ZM133 228V227H131ZM149 228V227H148ZM172 228L173 225H172ZM181 228V227H180ZM140 229V228H139ZM144 229V228H143ZM153 229V228H152ZM165 229V228H164ZM169 229V228H167ZM165 229L167 233H169V230ZM155 230V229H154ZM171 230V229H170ZM128 231V230H127ZM130 231V230H129ZM156 232V231H155ZM163 232V231H162ZM171 232V231H170ZM142 233V232H141ZM147 233V232H146ZM172 233V232H171ZM163 234V233H161ZM170 234V233H169ZM181 234V233H180ZM145 235V234H144ZM165 234H163L164 237ZM173 236V234H172ZM137 237V236H136ZM148 237V236H147ZM162 237V236H160ZM166 237V236H165ZM170 237V236H169ZM180 237V236H179ZM133 238V237H132ZM155 238V237H154ZM173 238V237H172ZM177 238V237H176ZM183 238V237H182ZM178 239V238H177ZM219 240V238H217ZM139 240V239H138ZM169 240V239H168ZM163 241V240H162ZM153 242V241H151ZM177 242V241H176ZM219 242V241H218ZM221 242V241H220ZM163 243V242H161ZM132 244V243H131ZM135 244V243H134ZM138 244V243H137ZM150 244V243H149ZM174 244V243H172ZM176 244V243H175ZM180 244V243H179ZM136 245V244H135ZM139 245V244H138ZM190 245V248L192 247ZM216 245V243L214 244ZM150 246V245H149ZM161 246V245H160ZM170 246V245H169ZM205 246V245H204ZM205 246V247H206ZM218 246V245H217ZM221 246V245H220ZM167 247V246H165ZM195 247V246H194ZM204 247V248H205ZM158 248V247H157ZM160 248V247H159ZM168 248V247H167ZM182 248V249H183ZM209 248V247H208ZM220 247H218L219 249ZM192 249V248H191ZM199 249V246H198ZM214 249V248H213ZM217 249V251H218ZM144 250V247H143ZM181 250V249H180ZM189 250V249H188ZM193 250V249H192ZM212 250V249H211ZM224 250V249H222ZM228 250V249H227ZM160 251V250H159ZM183 251V250H182ZM214 251V250H213ZM212 251V252H213ZM221 251V250H220ZM135 252V251H134ZM154 252V251H153ZM161 252V251H160ZM168 252V251H167ZM186 253V251H184ZM189 252V251H188ZM204 252V251H203ZM202 252V254H203ZM216 251H214L215 253ZM225 252V251H224ZM229 252V251H228ZM182 253V252H181ZM206 253V252H205ZM209 253V252H207ZM219 253V252H218ZM191 254V253H190ZM224 254V253H223ZM136 255V254H135ZM172 255V254H171ZM170 255V256H171ZM205 255V254H204ZM210 255V254H209ZM216 255V254H214ZM213 255V256H214ZM222 255V253L220 254ZM137 256V255H136ZM155 256V255H154ZM203 256V255H202ZM177 257V256H176ZM184 257V256H183ZM205 257V256H204ZM203 257V258H204ZM210 257V256H209ZM212 257V256H211ZM217 257V256H216ZM151 258V257H150ZM154 258V257H153ZM169 258V257H167ZM171 258V257H170ZM178 258V257H177ZM188 258V257H187ZM194 258V257H193ZM196 258V257H195ZM208 258V257H207ZM222 258V257H221ZM176 259V258H175ZM179 259V258H178ZM206 259V258H205ZM214 259V258H213ZM234 259V257H232ZM239 258L237 257V260ZM188 260V259H187ZM203 261V259H201ZM222 260V259H221ZM164 261V260H163ZM179 261V260H178ZM211 261V260H210ZM218 261V260H213ZM223 261V260H222ZM228 261V260H227ZM181 262V259H180ZM189 262V261H188ZM205 262V261H204ZM203 262V263H204ZM226 262V261H225ZM224 262V263H225ZM232 262V261H231ZM230 262V263H231ZM162 263V262H161ZM167 263V262H166ZM183 263V261H182ZM197 263V262H195ZM213 263V262H212ZM219 263V262H218ZM217 263V264H218ZM229 263V262H227ZM241 263V262H240ZM170 264V262H169ZM173 264V261H172ZM192 264V263H191ZM215 264V262L213 263Z\"/></svg>", "mask_w": 264, "mask_h": 264}]
</instances>
